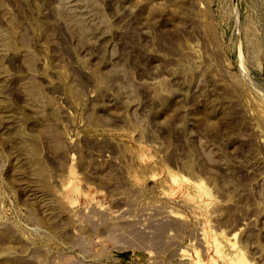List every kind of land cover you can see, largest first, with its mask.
I'll return each instance as SVG.
<instances>
[{
	"label": "rangeland",
	"instance_id": "obj_1",
	"mask_svg": "<svg viewBox=\"0 0 264 264\" xmlns=\"http://www.w3.org/2000/svg\"><path fill=\"white\" fill-rule=\"evenodd\" d=\"M236 263L264 264V0H0V264Z\"/></svg>",
	"mask_w": 264,
	"mask_h": 264
},
{
	"label": "bare ground",
	"instance_id": "obj_2",
	"mask_svg": "<svg viewBox=\"0 0 264 264\" xmlns=\"http://www.w3.org/2000/svg\"><path fill=\"white\" fill-rule=\"evenodd\" d=\"M217 245V244H216ZM238 257H240L241 258V256H238ZM243 257V256H242ZM238 259V258H237ZM244 258H241L240 260H241V262H242V260H243ZM235 261V260H234ZM237 264V263H236ZM240 264V263H239ZM245 264V263H244Z\"/></svg>",
	"mask_w": 264,
	"mask_h": 264
}]
</instances>
